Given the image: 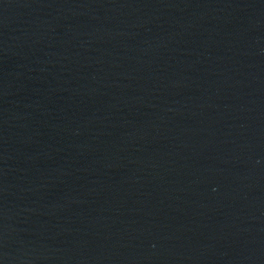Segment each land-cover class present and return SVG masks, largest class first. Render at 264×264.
<instances>
[{
  "label": "water",
  "instance_id": "1",
  "mask_svg": "<svg viewBox=\"0 0 264 264\" xmlns=\"http://www.w3.org/2000/svg\"><path fill=\"white\" fill-rule=\"evenodd\" d=\"M0 264H264V0H0Z\"/></svg>",
  "mask_w": 264,
  "mask_h": 264
}]
</instances>
